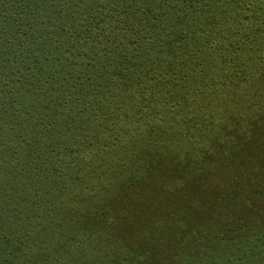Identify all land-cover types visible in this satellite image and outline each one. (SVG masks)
Listing matches in <instances>:
<instances>
[{
    "label": "trees",
    "instance_id": "trees-1",
    "mask_svg": "<svg viewBox=\"0 0 264 264\" xmlns=\"http://www.w3.org/2000/svg\"><path fill=\"white\" fill-rule=\"evenodd\" d=\"M230 111L264 112V0H0V264L134 259L108 180Z\"/></svg>",
    "mask_w": 264,
    "mask_h": 264
},
{
    "label": "rangeland",
    "instance_id": "rangeland-1",
    "mask_svg": "<svg viewBox=\"0 0 264 264\" xmlns=\"http://www.w3.org/2000/svg\"><path fill=\"white\" fill-rule=\"evenodd\" d=\"M222 115L206 134L152 145L194 154L140 161L141 183L108 180L106 202H132L134 210L108 208L109 216L134 225L140 250L114 264H150L154 252H162L159 264H264V215L252 209L264 207V112Z\"/></svg>",
    "mask_w": 264,
    "mask_h": 264
}]
</instances>
